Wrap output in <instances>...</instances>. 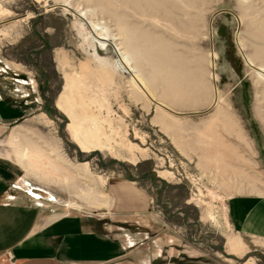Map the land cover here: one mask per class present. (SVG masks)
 Masks as SVG:
<instances>
[{"label": "rangeland", "instance_id": "1", "mask_svg": "<svg viewBox=\"0 0 264 264\" xmlns=\"http://www.w3.org/2000/svg\"><path fill=\"white\" fill-rule=\"evenodd\" d=\"M97 1L0 0V94L24 110L0 135V157L19 168L18 188L8 191L13 198L33 194L46 214L98 215L105 223L120 216L113 225L121 236L145 233L134 237L136 245L153 251L158 241L165 257L174 240L173 256L183 264H264V243L230 228L225 204L235 192L223 189L216 170L229 145L227 181L254 180L264 190V81L258 63L246 60L264 50V3L179 0L187 30L178 35L163 21L159 0ZM86 21L108 36L104 48ZM174 28L180 39L171 43L165 35ZM125 31L136 42L132 74L115 66ZM170 44L171 61L164 48ZM170 65L177 71H167ZM132 75L152 81H143L145 92ZM31 166L46 182L30 174ZM114 184L136 188L147 206L107 210ZM132 214L141 216L126 217ZM13 216L9 232L26 233L28 222L20 226ZM230 237L245 244L242 256L227 251Z\"/></svg>", "mask_w": 264, "mask_h": 264}, {"label": "crops", "instance_id": "2", "mask_svg": "<svg viewBox=\"0 0 264 264\" xmlns=\"http://www.w3.org/2000/svg\"><path fill=\"white\" fill-rule=\"evenodd\" d=\"M15 81L19 83L18 79ZM23 115L21 107H10L0 94V135L8 122L18 120ZM227 147L224 151L225 160L219 161L222 166H216L218 174L225 178L223 189L235 192L233 195L228 193L224 216L227 215L226 219L234 232L264 243V190L254 180L244 182L241 178L239 183L233 185L227 181L226 178L232 174L231 159L226 160V153H230L232 148L229 145ZM17 170V166L10 165L9 160L0 157V264H183L181 258L173 256V245H177L174 240L166 242L164 247L170 251L165 257L166 252L158 241L153 251L148 249V245L145 246L146 243L139 247L136 245L135 238L143 239L145 233L134 234L135 238L128 234L121 236L119 228L113 225L120 216L113 215L105 223L98 215L46 214L38 208L39 201L36 202L33 194L13 198V192H9L8 187H16V178H20ZM112 193L114 200L112 205L108 202L107 210H111L114 205L119 208L125 204L123 207L137 211L148 204L136 188L114 184ZM10 214L15 216L20 226L25 220L28 222L26 233L9 232L6 223ZM137 216L141 215L126 217L137 220ZM226 247L229 253L237 256H242L246 251L245 244L238 237L228 238ZM245 264L253 263L248 261Z\"/></svg>", "mask_w": 264, "mask_h": 264}, {"label": "bare ground", "instance_id": "3", "mask_svg": "<svg viewBox=\"0 0 264 264\" xmlns=\"http://www.w3.org/2000/svg\"><path fill=\"white\" fill-rule=\"evenodd\" d=\"M92 1H95V0H92ZM112 1V0H111ZM110 1V2H111ZM115 1V0H114ZM118 1V0H117ZM151 1V0H150ZM155 1H158V0H154V2H152V3H155ZM179 0H159V2H163L165 5H166V7H165V9L163 8V9H161L160 11L161 12H159V13H161L163 16H164V20L163 21H165L166 20V23H168L170 26H172V27H176V30H178L179 32L177 33L178 35H179V33L181 32V30L182 31H184V33H186L185 31L187 30V29H183L185 26L183 25V24H185V23H183V21L181 20V17H182V15L184 14V13H186V9H183V7H181L182 5H180L179 3L181 2H178ZM188 0H186L185 2H187ZM262 3H264V0H260ZM89 2V1H88ZM98 2V1H97ZM102 2H104V0L102 1V0H99V2L98 3H102ZM121 2H123V1H121ZM128 2H129V0H128ZM127 1H126V3H128ZM182 2H184V0L182 1ZM129 3H131V2H129ZM87 4V3H86ZM97 4V3H96ZM111 5H110V8H112V7H114L116 4L113 2V3H110ZM112 4H115L114 6H112ZM164 4H163V6H164ZM189 4V3H188ZM94 5H95V3H94ZM100 5V4H99ZM105 5H106V3H105ZM160 7V6H159ZM93 8V7H92ZM103 8V7H102ZM115 8H116V6H115ZM97 9V8H96ZM119 8L117 7V11L119 12V10H118ZM98 10H102L101 8H99ZM97 11V10H96ZM109 11V10H108ZM114 12L116 11V10H113ZM117 11H116V14H117ZM100 12V11H99ZM114 12H112V13H114ZM157 12V13H158ZM189 12V11H188ZM109 13V12H108ZM111 13V14H112ZM115 14V13H114ZM162 16V17H163ZM184 16V15H183ZM79 17H80V19L82 18L83 20H85L86 18V15L84 14V15H82L81 13H80V15H79ZM116 18H117V16H116ZM121 19H122V17H120ZM119 17H118V19H120ZM121 19H120V21H121ZM161 19V18H160ZM186 19V18H185ZM119 21V20H118ZM121 22H123V21H121ZM126 23V22H125ZM122 25V24H121ZM167 25V24H166ZM194 25V24H193ZM192 25V26H193ZM85 26L87 27V29L89 30V34L92 36L91 38H92V40H93V42L95 43V45L97 46V45H99V47H101V48H104V42H106L107 41V37L106 38H104L105 37V35H104V37L102 36L103 34H100L101 33V31H100V29H98L92 22H85ZM126 26V25H125ZM124 25H123V27H125ZM131 26V25H130ZM128 27V25L125 27V28H127ZM168 27V26H167ZM171 27V28H172ZM170 27H168V29H169ZM178 28V29H177ZM119 29V28H118ZM130 30H131V28H130ZM194 30V29H193ZM193 30H189V32L190 33H192V31ZM99 31H100V33H99ZM129 31V30H128ZM170 32H166L167 34L165 35L166 36V38H170V40L172 41L171 43H173V40L176 42H178V40L180 39V36H178V35H176L174 32H176L175 31V28H174V30H172V29H170L169 30ZM126 32V31H125ZM188 32V31H187ZM188 32V33H189ZM120 33V32H119ZM119 33H118V35H119ZM123 33V32H122ZM122 33H120L121 35H122ZM127 33V35H126V42H124L125 43V46H123L122 45V48H120V49H117V48H115V53H117V51H123V53H120V60L117 62L116 61V64H115V66L117 67V68H119L123 73H125V74H132V73H135V71H134V69H137V66H136V68L135 67H133V61L132 60H134V56H135V53L137 52H134L135 50H134V45L136 44V42H134V37H133V35H130V33L128 34V32H126ZM183 33V32H182ZM181 33V34H182ZM117 35V36H118ZM189 35V34H188ZM111 36V35H110ZM116 36V35H115ZM112 37V36H111ZM114 37V36H113ZM123 37V36H122ZM181 37H182V35H181ZM191 37H193V34H192V36ZM151 38H153L152 36H151ZM165 38V39H166ZM109 40V39H108ZM115 40V39H114ZM145 40V39H144ZM193 40V39H192ZM111 41H112V39H111ZM125 41V40H124ZM148 41V40H147ZM148 43V42H147ZM170 43V42H169ZM165 44H167L168 45V42L166 43L165 42ZM170 46H171V48L169 47V46H166L165 45V50H166V52L169 54H165V55H167V57H165V60H167V59H169L168 57L170 56V53H174V51L172 52L171 50H169V49H172V48H174V44H173V46L170 44ZM152 47V46H151ZM179 47V46H178ZM177 47V48H178ZM141 48V47H140ZM176 48V49H177ZM143 49V48H142ZM141 49V50H142ZM175 49V48H174ZM179 49V48H178ZM137 50V49H136ZM164 50V49H163ZM171 51V52H170ZM165 52V53H166ZM141 53H143L142 51H141ZM181 53V52H180ZM119 55V54H118ZM163 55H164V53H163ZM179 55V54H178ZM183 55V54H182ZM186 55V54H185ZM138 56H139V54H138ZM137 56V57H138ZM142 55H140L139 57H141ZM159 56V55H158ZM172 56V55H171ZM173 56H176V54L174 55L173 54ZM172 56V57H173ZM139 57H138V59H139ZM184 57V56H183ZM164 58V57H163ZM167 58V59H166ZM147 59V58H146ZM174 59V58H173ZM175 59H177V56L175 57ZM174 59V63H175V60ZM179 59H180V57H179ZM181 59H182V57H181ZM180 59V60H181ZM149 60V59H148ZM164 60V61H165ZM170 60V59H169ZM172 60V59H171ZM170 60V61H171ZM180 60H179V62H180ZM184 60V59H183ZM246 60H247V62H249V65L250 66H252L253 64H255V63H258V77L262 80V81H264V50L263 51H261V52H258V55H253V56H251V57H247L246 58ZM178 62V60L176 61V63ZM184 62V61H183ZM167 63V62H166ZM165 63V64H166ZM173 63V64H174ZM175 63V64H176ZM187 63V62H186ZM170 64V63H169ZM172 64V63H171ZM178 65H179V63H177ZM176 64V65H177ZM163 65V64H162ZM168 65V64H167ZM180 68H182V64L180 63ZM184 65V64H183ZM165 66V65H164ZM169 66V65H168ZM144 67V66H143ZM142 67V68H143ZM171 67H173V65H170V68L169 67H167V71H169L170 69H171ZM178 67V66H177ZM160 68V67H159ZM176 67L174 66L172 69H174V70H176L177 71V69H175ZM178 69H179V67H178ZM164 70V69H163ZM181 70V69H180ZM171 73H172V71H170ZM175 72V71H174ZM174 72H173V74H174ZM180 72V71H179ZM178 72V73H179ZM176 74H178L177 72H175ZM166 75V74H165ZM145 76H146V74H145ZM173 76V75H172ZM144 77V75L142 76V79L143 80H141L140 78L139 79H137V77L136 76H134V75H132V77H131V81H132V83H134V84H136V85H138V87L143 91L144 90V92H145V88H144V83L146 82V81H144V79H146V78H143ZM148 78H150L149 76H148ZM141 80V81H140ZM149 80V79H148ZM143 81H144V83H143ZM150 81V80H149ZM148 81V82H149ZM148 82H146V83H148ZM150 82H152V81H150ZM149 82V83H150ZM147 85V84H146ZM150 87V86H149ZM70 89H71V84L70 83H68V85H67V87H66V90H67V94L70 92ZM72 92V91H71ZM70 92V93H71ZM260 95L263 97V99H264V89L262 90V92H260ZM69 96V95H68ZM61 101V100H60ZM58 105H59V103H58ZM66 105L68 106V108H72V106H73V102L70 100V99H68L67 101H66ZM60 107H61V105H60ZM81 129V128H80ZM164 129H166V128H164ZM167 130V129H166ZM167 131H169V130H167ZM70 133H72V131L70 130ZM81 133V132H80ZM167 133V132H166ZM21 143V142H20ZM28 142L27 143H22V145L20 146L21 148H26L28 145ZM26 146V147H25ZM21 156V159L22 160H24V158L26 157V152L25 151H23V154L22 155H20ZM29 171H30V174L31 175H33L34 176V178L36 179L37 178V180L38 181H44V177H42L41 178V175L40 176H38L39 174H38V172H37V169H35V167L34 166H31V168L29 169ZM44 182H46V181H44Z\"/></svg>", "mask_w": 264, "mask_h": 264}]
</instances>
